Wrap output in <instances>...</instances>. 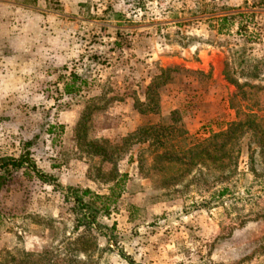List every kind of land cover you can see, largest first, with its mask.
Instances as JSON below:
<instances>
[{
  "label": "rangeland",
  "instance_id": "374dc122",
  "mask_svg": "<svg viewBox=\"0 0 264 264\" xmlns=\"http://www.w3.org/2000/svg\"><path fill=\"white\" fill-rule=\"evenodd\" d=\"M255 1L0 0V156L27 160L0 192V264H70L81 230L69 185L108 205L100 220L115 227L83 264H264V152L251 134L226 181L166 161L249 114L264 125ZM241 11L242 32L239 17L213 28ZM73 74L81 89L67 93ZM143 126H157L156 143L126 139Z\"/></svg>",
  "mask_w": 264,
  "mask_h": 264
},
{
  "label": "trees",
  "instance_id": "16d2710c",
  "mask_svg": "<svg viewBox=\"0 0 264 264\" xmlns=\"http://www.w3.org/2000/svg\"><path fill=\"white\" fill-rule=\"evenodd\" d=\"M255 3L263 6L264 0H259V2L255 1ZM248 13L250 12L241 11L233 14H218L213 17L216 20V24L213 25V28H216L218 32H229L231 26L235 23V18L239 17L237 31L242 32L245 28L244 18ZM77 79L78 76L73 74L72 82L65 84V90L67 93H73L81 89V86L77 85ZM232 81L237 83L235 80ZM151 88L152 87L149 88L150 91ZM150 95L151 94L148 96L149 101L147 105H152V101H154V98ZM154 108L152 109L154 110ZM262 121L263 119L261 120L258 116L249 114L242 120L232 122L226 130L213 134L203 142H200L186 151H183V153H178V158L174 154H170L168 151L163 152L160 156L163 157L169 153L167 156L168 159H166L169 164L178 162L181 166L188 164H192L193 166H204L207 169L216 171L217 174L215 173L214 177L217 181L229 180L238 169V155L236 153V147L245 134L250 133L252 142L255 141L259 143V146L264 152V125ZM156 127L157 126H153L149 129L148 127L143 126L126 139L129 140L130 138L139 135L138 141L140 142L156 143L159 137H151L153 134L152 132L153 130H156ZM180 154H182V156ZM26 161V156H0V192L8 183L13 172L22 167ZM40 178L46 180L51 177L40 174ZM65 190L67 191V199H73L72 210L75 214L74 230H81L77 237H74L70 242V253L73 254L75 258L71 259L69 263L83 264L84 262H82L79 257L90 256L89 248L92 245H94L95 248H98V236L109 237L110 232L113 231L115 227H108V225L104 224L100 220L103 214H109L108 205L104 204L99 206L93 199L86 200V196L94 195L90 189L86 188L82 190L78 187L69 185L65 187ZM228 190L229 188L225 186L219 193L224 194ZM96 198L101 199V196H96Z\"/></svg>",
  "mask_w": 264,
  "mask_h": 264
}]
</instances>
